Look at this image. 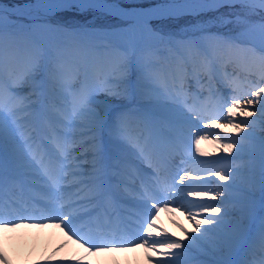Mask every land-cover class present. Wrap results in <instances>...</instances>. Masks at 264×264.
Wrapping results in <instances>:
<instances>
[{
    "label": "bare ground",
    "instance_id": "obj_1",
    "mask_svg": "<svg viewBox=\"0 0 264 264\" xmlns=\"http://www.w3.org/2000/svg\"><path fill=\"white\" fill-rule=\"evenodd\" d=\"M4 5L5 4L0 3V7L5 8L8 12H15V14L29 13L30 15H33L31 19L34 18L32 20L33 25L29 27L30 29L27 32L28 37H26L24 34L21 35V52H19L17 44L12 43L8 40H4V50L8 53V58H4V67L6 66L7 70L4 71L3 74L4 90L0 92V96L5 99L0 100V105L3 104L7 106L8 103V105H10L11 103H13V101L19 102V104L21 105V108L19 109L20 112L23 114H28V116L24 118V120H26L27 122L23 121V123H25L23 126L26 127L23 128L22 131L18 128V126H21V124H15V126L10 121L5 122L12 130L13 135L15 134V132H17V130H20L21 134H24L27 129V132H32L31 136L29 135L30 138L34 136V132H37L36 136L44 133L43 136L53 138L56 131L53 130V126L61 124V115L70 113L71 110L70 107H64L65 110H63L54 105L52 102H54V99L56 97H62L64 100L66 96L58 93L59 90L57 89L55 83L51 82V78L50 82L39 78V75L41 74V72H43V70L47 72L50 69V62L52 67L56 65L55 61H53V59L49 60V58L51 54V47L56 45L58 42L54 39L53 35L49 33V29H52V27L48 26L47 22L44 19L38 20V14L44 15V18H47L52 11H58L60 10V8L54 7L53 0H38L27 4L16 3L12 5H6V7H4ZM250 5H253L254 7L264 11V8H261L259 4L255 2V0H253V3ZM118 6L121 8V10H127L129 12H137L159 6L165 10H171L173 15H181L183 14V12H190V14H192L195 12L197 13L198 11L200 12L201 10L198 6L197 0H182L180 2L162 3L159 5H152L147 7ZM95 10L101 13L105 12L107 15L111 14L113 15V17H111L112 19L121 23L119 24V26L115 27L112 32L113 34L109 33L107 38H104L103 44L97 40H88L86 46L89 43V45L92 47V50L97 54V58L99 57V52H107L110 55L113 64L120 65L124 61V54H127L128 67L126 73L124 74L123 80H112L116 81V83L119 81L118 84L102 85L104 86L103 89L105 90H115L118 86L121 95L119 97H116L111 94L110 96L112 100L110 101L111 103L109 102L110 104L100 105L98 103H92V107L97 110L104 109L105 113L107 114L108 108L111 104L115 105L116 103H120L122 102L121 100L123 98L134 99L141 106L137 110V114L133 115L132 113L128 112L129 110L123 109L122 107L119 108L120 110L117 109L118 113H120V111L127 113V116L131 117L132 122L141 124V126L146 121L145 118H148L147 116L151 117L152 130L157 140H162L163 138L160 133L165 132V130L162 128L164 121L160 120V115L157 114H160L159 110H166L170 112V109L169 107H166L161 103L153 104L147 101V99L149 100L161 98L159 93H153L151 88H153V85L161 86L163 81L170 79L172 74L181 69L177 64L178 56L180 53L187 52L189 57L192 58V62H197L198 64V72L188 74L186 79L185 85H188L192 88H199L196 82L202 78L204 73L203 65L209 60L210 56L215 59L216 56L224 55L226 56V59L230 61L234 57V55H242L248 60V64H245L240 69L241 79L238 81V85L242 89V91L244 85H250L253 80L255 82L261 80L259 69L255 65L251 64V62H253V58L251 57L249 52L250 48L247 49L246 46L237 44H233L232 46H230L227 43L225 44L226 39H215L207 35H199V37L193 38V40L189 43L183 39H178L175 43L168 45L166 51L169 52L168 58L171 65H163V71H159L160 66L156 64L166 63V61H162L159 58L160 55H158L154 50L148 52L147 50L144 51L143 49L138 48L134 55L132 57H129L131 44L136 41L139 36H142L141 41H144L145 37L149 35L148 28H145L144 25L134 17H117L118 15L109 13L103 9ZM204 11L208 10H201V12ZM154 20L155 19H153L152 21ZM152 21L151 23H153ZM53 29L56 31L54 33V35L56 34V38L57 36L60 37V34L62 36H65L66 34L65 38L67 42V48L64 51L67 52L70 58H73L75 56V52L79 51L83 47V40L74 38V36H72L71 33L67 30H62L59 28ZM8 36L18 37V35L13 32H10ZM261 48L263 47L259 46L255 47L254 49L259 52ZM41 51L45 52L43 57L45 60H48L45 62L43 60L42 71L34 73L31 79L25 81V92H10V88L8 89L10 83L22 79L24 72L29 66L32 56L37 52L41 53ZM59 55L60 57L64 56V52H59ZM86 56L91 62L93 61V59H95L93 56L91 57L87 52ZM144 58L147 62H152L153 59V62L156 64L147 66L146 71H143V69L141 70V65L144 67V63L146 62L145 60H143ZM163 59H165V56L163 57ZM74 60L77 61L78 59L75 58ZM17 63H19V66H23L24 68L20 71L18 66L17 71L13 75L12 73L16 68L14 67V64ZM95 65H99V63H96ZM119 65L115 66L111 73H114L116 76L120 77L121 74L115 71ZM216 66L217 65L212 61L208 64L209 70L213 72L215 71V73ZM134 67H137L139 70L137 71L136 69H134ZM88 69L90 68L88 67ZM193 69L194 68H192V71ZM80 70L83 71L82 68H80ZM213 76L214 75H211L207 80L203 81L202 84L213 86L215 83V79ZM152 77H154V79ZM249 78H251L252 81ZM134 86L135 89L134 91H132V87ZM91 87H93V85H91ZM21 88H24V86ZM99 88L100 87L96 89ZM15 89L17 88L15 87L14 90ZM122 89H125V91H123ZM224 89L227 90L228 88L225 87ZM8 91L13 97L12 99L6 98L9 94ZM241 94H243V92H241ZM22 99L23 104L20 103ZM7 108H10V110L17 109L11 108L10 106H7ZM250 110L254 112V115L249 118L250 123L244 129V132H241L237 135H233L231 133L228 134L232 139L237 140L238 142L237 146L233 148V151L231 153H224L223 151L217 152L212 143H210L209 141H201L200 149L203 153H206V155H201V153L196 151V145L194 143L195 137H192L190 141L189 134L186 135L192 147L191 150L193 155L192 158L186 159V163H184V166L180 167V169L182 170L180 176H184L185 171L188 172V178L185 179V181H187V184H185V187H183L184 191H204L206 189H212L213 191L211 195H216L217 192L223 191L224 196L219 197L215 201L216 205L222 206V208L228 210V215L224 217L225 223L221 225V229L219 231L209 233L204 242L201 243L200 248H202L203 251L194 248L191 254H185L184 256H182L177 264H218V262L221 261H229L230 264H232V261L235 257L243 259V262L246 264H255V262L258 261L257 255L260 254L259 250L264 249V247H262L260 238L261 229L262 226H264V204H262V198L253 195L247 190V188H253L255 190L264 188V115L261 114V108L259 105L256 106V104H253ZM4 116L10 118V116L7 114H5ZM237 119H239V117H237ZM88 123L89 122L87 119H82V122H78V126L73 128L78 129L77 133H74L75 142L77 141V139L80 142H83L80 145V148H83L84 146H90L89 143H92L90 140H87L85 142L83 141L84 138L87 137L86 133L89 132L88 129H86V127H88ZM44 125H47L48 130L45 129ZM81 126L85 127V129L82 131L79 130L81 129L79 128ZM41 128H43L44 130H41ZM156 130L159 133H155ZM48 133L53 134L49 135ZM205 133H218L221 136L225 135V133L220 132V130L216 129L215 127H211L210 130L200 131L201 135ZM212 138L213 137L210 136V140ZM24 139L25 138L22 136H20L19 139L14 138L13 143L10 142L6 137L4 141L3 153L7 158V163H11V165L15 167L26 169L28 168V162L24 158V156H26V151L16 143L20 140L24 141ZM31 141L33 142V144H35L33 139ZM109 142L113 144L112 149L113 151L117 152V155L114 152H106L105 156H108L109 159L106 163L108 168L105 170L114 169L116 173L117 166H124L122 164L123 159L121 157L125 156L126 158L133 159L134 155L131 152L130 147H128L127 142L123 140V138L114 136L109 140ZM45 144L46 142H43L42 146L44 147ZM34 148L36 149L37 147L34 146ZM73 155L76 157H84L86 159V156L88 154L75 155V152L73 151ZM114 156L119 158L120 162L116 166L111 164ZM193 156L201 157L196 158ZM227 163L229 165L235 164L236 166L229 170L224 167V165H226ZM81 165L83 166L84 164ZM208 169H218L223 172H227L230 174V178L229 180H227V182L221 183L218 177L208 175V172H206V170ZM0 174H2L3 178L10 180L5 176V173H3L1 169ZM124 175V172H121L119 176ZM198 176L204 177L206 178V180H201L198 178ZM208 178H211V180L213 181L215 180V183L210 182ZM3 182H5L4 179ZM10 182H12V184L16 186V179H13V181L10 180ZM188 185H191V188L187 187ZM217 185H229V187L226 189H220L217 188ZM11 186L6 185L7 188H10ZM3 187L4 185L0 184V190ZM262 192L264 193V190ZM184 194V200L193 201L194 203L212 204L210 202L212 201L210 196L194 197L188 196L185 192ZM180 202L181 199L177 198V204H179ZM177 204L170 203L169 207L175 208L177 207ZM250 207L252 208L251 213H249ZM172 221H176L177 223L183 225L185 229L191 232L192 224L185 218L183 211L166 212L162 209L159 212L158 218L156 220V225L158 227H162L168 233H171L173 237H182L183 233L181 232L180 228L176 227ZM238 221L244 222L247 225L249 229L248 236L242 244L236 245L234 247H229L226 243H224L225 234L230 232L232 225H234ZM52 230L55 229L46 228L45 231H39L49 233V236L51 237H46L45 235L44 237L42 234H40L35 238V242L25 238H23L22 241L13 239L20 236L15 237L10 233L9 235L10 237H12H8L9 239L7 241H2V245L0 246L6 248L8 257L11 260L12 264H29L32 262L34 264H38V262L39 264H58L60 262L66 261V253L69 252H66V250L68 251L67 246L58 247L59 241H57V239L53 237L54 232ZM138 251L144 253V250H142V248H138ZM88 259L92 260V257ZM156 259H158V257H153L154 261ZM107 264H149V262L146 260H142L140 262L132 261L127 263L113 261L112 263Z\"/></svg>",
    "mask_w": 264,
    "mask_h": 264
},
{
    "label": "snow or ice",
    "instance_id": "obj_2",
    "mask_svg": "<svg viewBox=\"0 0 264 264\" xmlns=\"http://www.w3.org/2000/svg\"><path fill=\"white\" fill-rule=\"evenodd\" d=\"M241 3L242 5H250L253 0H197L198 6L201 10L217 11L222 7H232L234 3ZM261 8H264V0H255ZM55 8L75 10L78 12L87 11L89 9H103L109 13L116 14L122 17H134L140 21L145 28L152 31L149 25L153 19H160L163 16H172L171 10H165L159 6L141 10L137 12H129L127 10H121V8L110 3L109 0H53ZM7 13L3 7H0V92L4 90V29L3 21ZM232 21L227 16L221 15L213 18L211 21L203 22L210 23L212 26H224ZM239 22V17H237ZM262 33H264V18L257 25ZM198 31H207V28L203 26H193ZM251 57L253 58L255 66L259 69L260 79L264 80V48H261L259 52L255 49L249 50ZM206 55V54H205ZM43 54L35 53L29 63L28 68L24 72V75L18 83H23L33 77L34 73L40 72L43 69ZM139 63V62H138ZM181 63L184 64L183 69L178 70L172 74L170 79L165 80L161 84V88L168 94H174L177 99L180 98L181 94L185 90V83L188 76L187 64L183 59ZM128 67L127 54H124V61L117 67L115 71L120 73V80H123L124 74ZM143 66L141 65V70ZM196 72V69H193ZM154 79V77H152ZM233 91H236L237 82L235 79L226 81ZM107 83V81L105 82ZM119 83V81H118ZM108 91L119 97L121 95L119 88L115 90L108 89ZM92 95L93 91L87 88L81 89V91L74 96L70 101L71 111L67 114L61 115V130L56 134L54 138V148L56 155H50L47 162L44 156L41 155L39 159L35 153L32 154L33 161L40 168V172L44 178L45 183L50 185L52 188L59 190L60 186L68 181L69 177L72 178L75 184H82L84 181L78 179L79 176L85 173L81 170L82 165L78 163V158L73 155V146L75 142L74 133L71 129L78 126V121L82 119L88 120V131L89 133L95 132L98 128H102L107 124V117L104 109L97 110L92 107ZM248 99L242 100L239 95H233L231 97L230 104L225 101L220 104V114L201 117L197 111L193 108H188L190 115H185L183 112L178 113V117L182 118L189 125V140L195 137L194 143L196 145V151L201 155H206L200 149L201 141H209L215 147L217 152L223 151L224 153H231L233 148L237 146V140L232 139L228 134L233 135L244 132V129L249 125V118L254 115V112L250 110L253 104H259L261 108V114L264 115V86H256L254 89L247 93ZM27 99V98H23ZM23 99L21 104H23ZM20 105H17L19 107ZM239 117V119H237ZM224 120V123H220V120ZM198 121H206L204 127H215L220 132L225 133L221 136L218 133H205L200 134L198 127ZM68 129V131H65ZM195 129V131H192ZM112 133L124 136L128 139L131 148L134 150V159H125L122 161L124 167L117 166L116 175H120L121 172L129 174L130 171H134L139 174L140 169L137 167L138 162L147 163V166L152 169L153 177L159 176L158 169L153 165L150 157L145 151L144 145L139 141V138L132 140L127 137L126 129L123 127V115H118L113 122L111 129ZM210 136L213 138L210 140ZM8 138L10 142L14 143L12 130L5 122L3 109L0 108V158H2L4 141ZM93 142L95 137H92ZM94 147L95 144H93ZM38 150V149H37ZM91 168L93 171L88 173L92 176V187L90 191L99 192L102 190L107 183H110L115 177H109L105 170V158L101 150L97 147L93 152V159L91 162ZM208 171L209 176H216L220 181H227L230 178V174L221 170L211 169ZM188 172L185 171L184 176H180L179 183L183 184ZM201 180H206L204 177H199ZM3 176L0 174V184H2ZM187 187L191 188V185ZM229 185H217V188L226 189ZM152 191L149 194L148 190H144V199L142 201L144 207L143 219L141 221L140 230L144 234L137 239L140 240L139 246L145 248V259L149 264H177L182 256L185 254H191L194 248L203 251L200 248L202 242L209 233L219 231L221 225L225 223L224 217L228 215V210L222 208L219 205L205 204V203H194L193 201L184 200V189L178 188L176 182L167 184L156 180L151 185ZM212 189H206L204 191H192L189 190L187 195L194 197H206L210 196L212 200H217L219 197L224 196L223 191H219L216 195H211ZM177 198L181 199V202L177 204ZM149 201L151 206L149 207ZM177 204V207L170 208L169 204ZM161 208L166 212L183 211L185 218L192 224L191 232L183 227V225L172 221L176 227H179L183 233L182 237H173L171 233H168L162 227L156 225V220ZM252 212V208H249V213ZM74 217L68 213L60 212L56 209H51L47 213L40 212L38 215L32 216H20L17 220H4L0 217V232L14 231L22 227H37L43 228L45 223L48 221H58L53 223L54 228H59L62 232L68 236L69 240H73V243L79 244L84 249L87 255H97L111 253L116 249L109 246V244H116L117 241L113 238L111 241H105L102 245L95 244L92 239L85 235L80 234V230L74 226ZM35 221V223H28L26 221ZM231 223V222H229ZM210 226V227H206ZM249 233V229L244 222H236L232 225L230 232L225 234L224 243L229 247L242 244ZM260 238L262 247H264V226H262ZM9 238L5 237V241ZM19 241L23 240V237L13 238ZM119 243L130 244L133 248L136 247V241L132 238L125 240L121 238ZM87 245V247H85ZM153 257H158L155 261ZM83 257L79 260H74V264H82ZM0 264H12L8 257L7 250L5 247L0 246ZM39 264V262H38ZM218 264H230L229 261H221ZM255 264H264V257L256 261Z\"/></svg>",
    "mask_w": 264,
    "mask_h": 264
},
{
    "label": "rangeland",
    "instance_id": "obj_3",
    "mask_svg": "<svg viewBox=\"0 0 264 264\" xmlns=\"http://www.w3.org/2000/svg\"><path fill=\"white\" fill-rule=\"evenodd\" d=\"M4 2H8V0H0ZM19 1V0H16ZM117 4H121L123 6H140L141 3L146 4H158L163 2H170L175 0H109ZM180 1V0H176ZM75 10H62L56 13L53 16V20L55 22H59L62 25H71V28H75L77 32H82L85 37H89V35H92L93 31H99L101 28H104L105 32L112 33L115 27L119 26L121 22L118 24H115L109 18L106 17H99L96 16L98 20H92L93 15L92 13L86 12L82 13ZM83 14H88L89 16L85 19ZM227 16L228 19H230L232 22L228 23L224 26H212L210 23H203L211 21L213 18L217 16ZM174 17V18H173ZM237 17H239V22H237ZM262 18H264V14L254 7L248 6V5H242L241 3L234 4L232 7H222L219 8L217 11H208V13H199L197 16H170L165 17L162 19H159V22H155L149 25V28L152 29V31H149V35L146 36L145 42V49H149V47L152 45L150 43L154 42V39H157L159 41V33L165 32L163 34L164 38H166L167 41L173 40L174 42L176 38L186 37L187 40L193 36H197L198 34L202 33H211L212 35L217 34L218 38H221L220 35L222 34H228V38H231L232 40H240L244 43L249 44H256L260 47L264 48V33L261 32L259 27L257 26ZM16 22V28L26 27L29 28L33 25V22L30 19H27L25 17H18V16H9L6 15L4 21H3V29L4 33H7L9 31H14L13 23ZM203 26L204 28H207V31H198L196 27L193 26ZM66 26H63L66 28ZM80 28V29H79ZM121 28V27H120ZM155 29H160L162 31H155ZM72 30V31H75ZM18 31V30H16ZM86 32V33H85ZM215 34H214V33ZM113 34V33H112ZM94 35H97L95 33ZM203 35V34H202ZM161 37V41L164 39ZM156 42V41H155ZM245 45V44H244ZM251 48L252 46H247ZM126 101V100H125ZM251 190V189H250ZM31 248V246H30Z\"/></svg>",
    "mask_w": 264,
    "mask_h": 264
}]
</instances>
